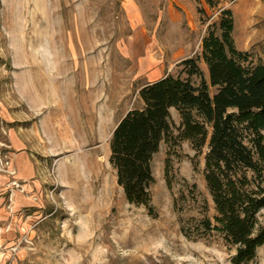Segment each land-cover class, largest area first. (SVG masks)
<instances>
[{
    "label": "rangeland",
    "instance_id": "1",
    "mask_svg": "<svg viewBox=\"0 0 264 264\" xmlns=\"http://www.w3.org/2000/svg\"><path fill=\"white\" fill-rule=\"evenodd\" d=\"M223 10L232 12L235 49L249 55L245 66L264 62V0H0V82L11 115L32 113L25 104L12 110V79L35 78L51 130L36 156L44 158L43 206L27 212L31 224L1 249L0 264H231L235 251L219 235L198 237L200 221L215 215L203 174L208 142L200 153L188 141L160 145L152 215L126 200L109 163L112 133L142 107L143 86L185 78L187 59L208 81L202 39L220 35ZM171 122L176 137L174 109ZM0 153L15 175L10 147L0 143ZM251 264H264V246Z\"/></svg>",
    "mask_w": 264,
    "mask_h": 264
},
{
    "label": "trees",
    "instance_id": "2",
    "mask_svg": "<svg viewBox=\"0 0 264 264\" xmlns=\"http://www.w3.org/2000/svg\"><path fill=\"white\" fill-rule=\"evenodd\" d=\"M219 30L202 39L208 81L197 61L187 59L185 78L167 75L143 86L142 107L127 112L112 133L109 163L126 200L152 215L151 161L160 145L188 141L200 153L208 142L203 174L215 215L200 221L198 237L219 235L235 251L231 264H251L264 246V62L245 66L249 55L234 47L231 10L221 12ZM172 109L180 119L176 137ZM165 177L169 185L167 171ZM207 209L204 203V214Z\"/></svg>",
    "mask_w": 264,
    "mask_h": 264
},
{
    "label": "crops",
    "instance_id": "3",
    "mask_svg": "<svg viewBox=\"0 0 264 264\" xmlns=\"http://www.w3.org/2000/svg\"><path fill=\"white\" fill-rule=\"evenodd\" d=\"M12 80V102L13 106H17L12 110L19 112V107L25 104L32 113L11 115V93L0 82V143L10 147L12 169L15 171L13 176L0 173V259L6 255L1 249L5 251L7 246L20 243L16 241L23 238L21 232L29 227L32 219L25 217L27 212L32 211L36 215L43 206V180L40 173L44 158L36 156L38 151L46 148L44 144L51 137L50 121L42 120L40 103L36 104V96H40L41 92L37 88L39 80L38 83L35 78L15 77ZM13 182L20 185L21 189L16 190L12 186Z\"/></svg>",
    "mask_w": 264,
    "mask_h": 264
},
{
    "label": "built area",
    "instance_id": "4",
    "mask_svg": "<svg viewBox=\"0 0 264 264\" xmlns=\"http://www.w3.org/2000/svg\"><path fill=\"white\" fill-rule=\"evenodd\" d=\"M0 173L13 175L12 173H10V160L7 155H3L2 153H0ZM12 185L19 187V185L15 182ZM8 210L11 212L10 207H8Z\"/></svg>",
    "mask_w": 264,
    "mask_h": 264
}]
</instances>
